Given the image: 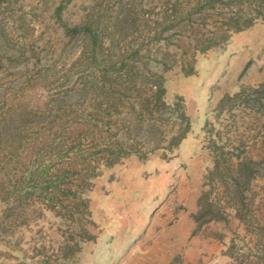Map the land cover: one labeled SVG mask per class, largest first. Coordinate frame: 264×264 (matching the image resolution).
Listing matches in <instances>:
<instances>
[{"label":"rangeland","instance_id":"374dc122","mask_svg":"<svg viewBox=\"0 0 264 264\" xmlns=\"http://www.w3.org/2000/svg\"><path fill=\"white\" fill-rule=\"evenodd\" d=\"M0 264H264V0H0Z\"/></svg>","mask_w":264,"mask_h":264}]
</instances>
